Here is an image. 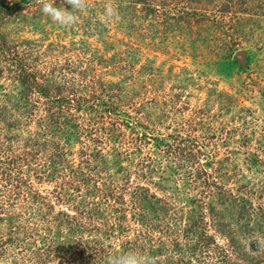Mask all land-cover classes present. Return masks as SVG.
Masks as SVG:
<instances>
[{
  "label": "rangeland",
  "instance_id": "374dc122",
  "mask_svg": "<svg viewBox=\"0 0 264 264\" xmlns=\"http://www.w3.org/2000/svg\"><path fill=\"white\" fill-rule=\"evenodd\" d=\"M107 5L116 15L105 22ZM76 15L61 27L38 0H0V260L66 264L93 232L65 236L55 252L30 229L11 230L29 185L56 210L118 208L121 244L102 238L108 251L92 264L129 252L123 240L141 229L166 259L157 264L256 263L264 0H87Z\"/></svg>",
  "mask_w": 264,
  "mask_h": 264
},
{
  "label": "trees",
  "instance_id": "16d2710c",
  "mask_svg": "<svg viewBox=\"0 0 264 264\" xmlns=\"http://www.w3.org/2000/svg\"><path fill=\"white\" fill-rule=\"evenodd\" d=\"M20 69L24 73L25 77H30L31 79L26 80L33 81V83H37L36 75L29 71L25 65H21ZM62 155L63 153L59 151L54 153V156L57 158L61 157ZM73 166L76 165L73 164ZM41 173L44 174L43 172ZM26 188L27 190L24 189L23 194L25 196V200L29 199L28 204L25 206V209H19L16 211V214L13 217L14 220L10 223V229L18 232H21L25 228H27L28 230L30 229V233L32 235H29L28 237L33 238L39 236L41 237L40 240L44 241L43 244L38 246L40 250H53L55 252H59L60 250H64L63 246L61 245L57 247L56 244L60 243L61 239H64L65 236H67L68 242L69 238L73 235V233L79 231L83 232V230L85 229L92 230L93 232L89 233L86 236H79V238L77 239L78 245L74 246L73 254L72 256H70L71 258H69L68 262L66 263L77 264V262H75L76 259L83 258L85 260H81V263L88 262L89 264H92V260L94 261L95 259L101 258L102 256H106L105 252L108 251L102 238H114L117 239L114 241V244L116 246L121 244V238L117 236L119 233H114L115 229L113 228L117 226L115 219H117L119 216V213L113 214V211L119 212L118 208L113 203H110L109 201H89L91 202V205H89L90 208H86V205L83 204V213H79L77 212V209H75L74 212L79 215L77 216L75 213L72 214L68 210H56L52 201L49 200L47 194H43L39 189H34L29 185H27ZM74 188H76V191L79 192V186H75ZM139 190L140 186H134V191H136L135 195L138 196L140 194ZM69 194L73 193L71 192ZM57 195L61 196L64 195V193L61 192L60 194V192H58ZM102 203H105L106 205L101 207ZM108 215L113 216L114 221H110L109 223ZM62 221L63 224H65V228H62L60 230L58 229V227L61 225ZM67 227L68 229H66ZM38 229L43 231V234H41V231H38ZM56 229H58L57 233L60 235V240L58 241L54 239V235L52 234V232ZM119 229L124 230V227L120 226ZM49 231H51V233H49ZM59 231H63L66 234H63V232L60 233ZM150 237L151 236H149L148 238L146 236V230H138V232H136L133 238L128 237L127 239L123 240V242L130 244V247L126 246L125 250H128L129 252H136L150 259L152 261V264H157L159 263V261L161 262L166 260L162 256L161 252L159 253V256L154 253L155 247L152 244ZM255 250H258V248H253V251ZM119 252L120 251L118 247H115L112 253L120 254ZM99 264H104V262H100ZM253 264H264V256H262L261 259H259L256 263Z\"/></svg>",
  "mask_w": 264,
  "mask_h": 264
},
{
  "label": "clouds",
  "instance_id": "9594fccd",
  "mask_svg": "<svg viewBox=\"0 0 264 264\" xmlns=\"http://www.w3.org/2000/svg\"><path fill=\"white\" fill-rule=\"evenodd\" d=\"M38 3L41 5L42 13L61 27L75 24L78 19L76 13L87 7V0H62V3L70 6V10L55 6L54 0H38ZM115 15L116 10L111 5H107L103 17L105 22ZM255 242L258 246H264V237L256 238ZM0 264H4V261L0 260ZM105 264H152V261L136 252H126L107 257Z\"/></svg>",
  "mask_w": 264,
  "mask_h": 264
}]
</instances>
